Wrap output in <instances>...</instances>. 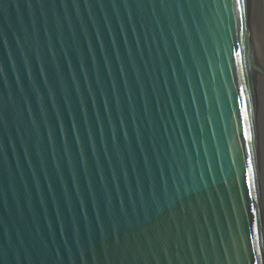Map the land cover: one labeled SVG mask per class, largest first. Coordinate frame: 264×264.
<instances>
[{
  "label": "water",
  "instance_id": "obj_1",
  "mask_svg": "<svg viewBox=\"0 0 264 264\" xmlns=\"http://www.w3.org/2000/svg\"><path fill=\"white\" fill-rule=\"evenodd\" d=\"M0 264H264V0H0Z\"/></svg>",
  "mask_w": 264,
  "mask_h": 264
}]
</instances>
